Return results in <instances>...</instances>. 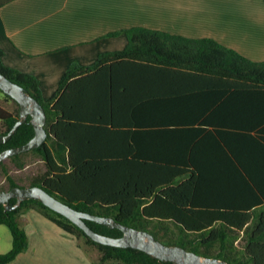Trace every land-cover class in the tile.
Masks as SVG:
<instances>
[{
  "label": "trees",
  "instance_id": "1",
  "mask_svg": "<svg viewBox=\"0 0 264 264\" xmlns=\"http://www.w3.org/2000/svg\"><path fill=\"white\" fill-rule=\"evenodd\" d=\"M123 33L129 39L124 50L104 53L92 66L72 63L49 99L44 98L35 75L5 64V52L0 48V71L36 98L48 116L46 142L8 160L22 169L28 155H40L47 170L34 177L28 187L41 186L79 211L113 217L150 232L164 244L183 247L202 257L219 258L229 264H264V221L251 223L255 213L241 205L239 210L236 203L242 201L232 200L226 191L216 194V199L209 192H200L196 175L185 181L192 172L184 161L189 148L183 137L184 127L200 121L198 114L183 120L182 112L166 111L172 98L166 91L152 90L157 72L201 74L199 83L222 89L264 90V61L252 60L212 38L191 39L141 27L109 35ZM5 95L18 108L9 110L0 103V135L8 134L20 120L19 103ZM170 127L174 130L169 134L179 138L176 148L169 151L166 146H153L157 129ZM194 132L192 141L202 129ZM162 134L166 136V130ZM34 136L29 116L9 142L0 144V153L23 146ZM0 167L9 185V189L1 186L0 190L22 186L6 160ZM208 199L216 201L217 206L205 204ZM11 204H17V199ZM31 209L73 235L93 264H177L139 249L99 244L70 219L34 199L12 211L0 204V225L8 226L13 236V247L0 254V264H9L28 250L23 216ZM86 222L98 233L123 236L120 229ZM89 247L97 248L98 259L90 256Z\"/></svg>",
  "mask_w": 264,
  "mask_h": 264
},
{
  "label": "crops",
  "instance_id": "2",
  "mask_svg": "<svg viewBox=\"0 0 264 264\" xmlns=\"http://www.w3.org/2000/svg\"><path fill=\"white\" fill-rule=\"evenodd\" d=\"M135 27L212 38L264 61V0H0L4 62L35 75L45 99L54 96L72 63L92 66L100 55L124 50L127 35L109 34ZM202 77L154 74L152 90L172 97L166 111L182 112L183 120L192 114L200 119L184 127L189 147L184 161L192 172L185 181L196 175L200 192L213 194L212 199L220 191L230 193L242 201L236 203L239 210L241 205L255 213L251 223L259 225L264 221V90L222 89L199 83ZM173 128L157 129L153 146L173 151L179 142L169 134ZM197 128L202 132L192 141ZM208 200L205 204L217 206ZM23 218L29 248L9 264H93L74 236L39 211L31 209ZM12 247L10 228L0 225V254Z\"/></svg>",
  "mask_w": 264,
  "mask_h": 264
},
{
  "label": "water",
  "instance_id": "3",
  "mask_svg": "<svg viewBox=\"0 0 264 264\" xmlns=\"http://www.w3.org/2000/svg\"><path fill=\"white\" fill-rule=\"evenodd\" d=\"M0 89L20 105V120L8 134L0 135V144L9 142L19 127L27 123L29 116L32 117L35 128V136L27 144L10 148L0 153V162H3L13 156L40 148L48 139L49 134L46 128L48 116L44 106L27 92L23 86L9 79L1 71ZM12 199H17V204L12 205ZM29 199L39 200L52 210L64 215L84 230L93 241L99 244L139 249L163 262H174L177 264H229L227 261L219 258L202 257L183 247L164 244L150 232L124 225L113 217L98 216L79 211L41 186H16L10 190H0V204L5 205L7 211L18 208L24 201ZM86 220L97 222L112 229H120L123 231V236L112 237L98 233L87 224Z\"/></svg>",
  "mask_w": 264,
  "mask_h": 264
},
{
  "label": "rangeland",
  "instance_id": "4",
  "mask_svg": "<svg viewBox=\"0 0 264 264\" xmlns=\"http://www.w3.org/2000/svg\"><path fill=\"white\" fill-rule=\"evenodd\" d=\"M0 103L4 107L8 108L9 110L15 111L18 108L17 103L7 98L6 95L2 93L1 91H0ZM1 127H2V123L0 122V129ZM25 160H26V166L22 169L17 168L16 165L13 162L9 161L8 159L6 161H7L8 167L10 168L12 176L16 179L18 184L28 187V185H30L34 177L40 176L46 172L47 167H46L44 160L41 158V156L37 154H30L25 158ZM1 186H5L6 189H9V185H7L2 168L0 167V187ZM89 250H90V256L94 259H98L99 252L97 248L89 247ZM83 252L85 253L87 257H89L84 250ZM89 259L91 260L90 257ZM91 262L93 263L92 260Z\"/></svg>",
  "mask_w": 264,
  "mask_h": 264
}]
</instances>
